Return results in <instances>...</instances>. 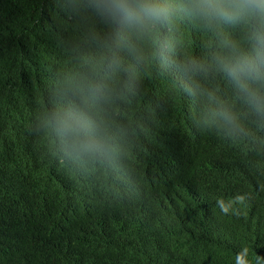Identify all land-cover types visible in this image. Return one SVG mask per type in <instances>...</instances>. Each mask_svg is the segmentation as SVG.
Instances as JSON below:
<instances>
[{"label": "clouds", "instance_id": "1", "mask_svg": "<svg viewBox=\"0 0 264 264\" xmlns=\"http://www.w3.org/2000/svg\"><path fill=\"white\" fill-rule=\"evenodd\" d=\"M64 3L67 11L86 22V48L58 73L54 101L37 115L35 130L62 167L70 172L77 165L83 168L77 185L43 199L30 224L37 236H53L59 264H82L67 247L75 239L82 245L83 240L93 241L98 231L93 221L99 208L97 196L116 200L139 196L131 179L124 178L129 164L122 152L123 129L113 120L112 106L131 93L141 73L154 64L173 68L184 78L177 85L186 94L178 135L188 132V137L184 144L163 142L157 151L149 147L142 152L153 156V165L163 170L159 179L177 180L181 174L173 188L164 186V196L148 190L141 196L147 212L164 218L150 225L146 236L162 234L171 242H181L200 234L193 226L195 211L183 192L199 205L213 204L225 218L242 222L260 218L263 223L264 152L255 156L245 148V140H254L255 131H264V0ZM186 22L208 37L199 57L178 58L181 42L175 33ZM218 81L230 92L224 94ZM135 108L145 119H154L152 100L140 101ZM132 129L141 134L139 128ZM214 135L219 139L213 140ZM170 145L176 148L167 157L165 148ZM260 146L264 151V137ZM97 166L105 176L98 191L84 171ZM82 201L85 205L77 217L71 209L80 208ZM59 233L71 236L72 242L57 240ZM242 236L238 227L218 223L217 232L208 238L232 246ZM259 243H264V227L242 247L247 257L264 264V248L256 251ZM234 254L223 251L219 261L235 260Z\"/></svg>", "mask_w": 264, "mask_h": 264}, {"label": "trees", "instance_id": "2", "mask_svg": "<svg viewBox=\"0 0 264 264\" xmlns=\"http://www.w3.org/2000/svg\"><path fill=\"white\" fill-rule=\"evenodd\" d=\"M66 8L64 0H0V264H59L53 236H37L30 224L43 199L58 196L81 180L83 166L77 165L74 172L62 167L35 130L37 115L54 101L58 73L86 48V22ZM175 35L181 42L178 58L199 57L205 52L208 37L191 24L180 25ZM183 82L175 69L154 64L141 73L134 90L112 106L113 120L123 129L122 152L128 156L129 174L124 178L131 179L139 196L120 200L97 196L99 208L93 221L98 231L93 233V241L83 240L82 245L75 239L67 247L82 264H258L247 257L242 246L263 229L264 221L225 218L213 204L199 205L186 192L182 196L195 211L193 226L200 234L181 242H171L162 234L146 236L148 227L164 218L147 212L141 196L146 190L164 196V186L173 188L181 174L177 180L172 176L159 179L163 170L153 165V156L142 152L149 147L157 151L163 142L185 143L188 132L178 135L186 94L177 85ZM218 83L224 94L230 92L227 85ZM148 100L154 103V119H145L135 108L138 102ZM134 127L141 134L132 133ZM249 128L255 131V127ZM263 137L264 131H255V139L245 140V148L257 157L262 155ZM175 148H165L167 157ZM139 151L141 154L130 159ZM84 171L98 191L105 177L99 167H85ZM84 205L82 201L80 208L71 211L79 217ZM218 223L238 227L244 236L232 246L209 239L217 232ZM56 237L68 243L73 240L61 233ZM263 244H257L256 251H262ZM223 251L235 253V260L220 262Z\"/></svg>", "mask_w": 264, "mask_h": 264}]
</instances>
